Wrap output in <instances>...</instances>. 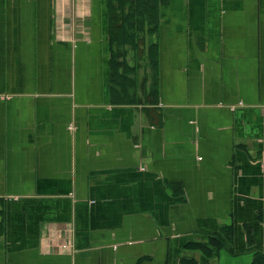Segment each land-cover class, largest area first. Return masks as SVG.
Here are the masks:
<instances>
[{
    "label": "crops",
    "instance_id": "1",
    "mask_svg": "<svg viewBox=\"0 0 264 264\" xmlns=\"http://www.w3.org/2000/svg\"><path fill=\"white\" fill-rule=\"evenodd\" d=\"M0 0V264H260L264 0Z\"/></svg>",
    "mask_w": 264,
    "mask_h": 264
},
{
    "label": "trees",
    "instance_id": "2",
    "mask_svg": "<svg viewBox=\"0 0 264 264\" xmlns=\"http://www.w3.org/2000/svg\"><path fill=\"white\" fill-rule=\"evenodd\" d=\"M118 1H119L118 4H120L121 7H123L126 4H130V6H133V0H118ZM262 258H263L262 261L261 262L259 261L260 264H264V256H262Z\"/></svg>",
    "mask_w": 264,
    "mask_h": 264
}]
</instances>
